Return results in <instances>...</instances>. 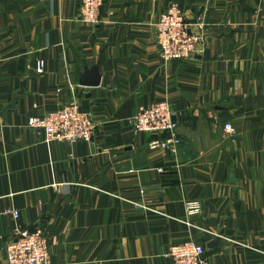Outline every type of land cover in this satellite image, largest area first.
<instances>
[{"label":"crops","instance_id":"0c3cea01","mask_svg":"<svg viewBox=\"0 0 264 264\" xmlns=\"http://www.w3.org/2000/svg\"><path fill=\"white\" fill-rule=\"evenodd\" d=\"M81 2L0 0V264L19 227L46 234L52 264H173L189 239L208 264H264V0H105L96 25ZM172 4L207 39L165 62L156 23ZM160 101L176 154L133 132ZM74 102L95 120L91 141L28 127Z\"/></svg>","mask_w":264,"mask_h":264},{"label":"built area","instance_id":"2783aa9c","mask_svg":"<svg viewBox=\"0 0 264 264\" xmlns=\"http://www.w3.org/2000/svg\"><path fill=\"white\" fill-rule=\"evenodd\" d=\"M81 1V21L87 25L100 23L105 0ZM205 28V22H190L182 9L177 4H172L156 23V40L162 60L168 62L194 55L207 39ZM132 124L135 135L146 133L151 136L148 143L150 149L178 153L182 139L177 132L175 111L168 101L156 102L139 109L133 116ZM27 125L43 131L48 143L91 141L97 127L93 116L82 111L75 102L43 116L31 117ZM225 130L231 136L237 133L236 127L231 123L225 125ZM158 170L165 171L164 168ZM186 206L190 216L202 212L199 201H188ZM13 215L18 217L19 213L14 211ZM3 250L5 258L2 264H52L48 238L39 229L17 228L13 237L4 244ZM169 256L173 264H208L205 246L193 239L171 246Z\"/></svg>","mask_w":264,"mask_h":264},{"label":"water","instance_id":"95a60500","mask_svg":"<svg viewBox=\"0 0 264 264\" xmlns=\"http://www.w3.org/2000/svg\"><path fill=\"white\" fill-rule=\"evenodd\" d=\"M95 69H96V68H95ZM95 69H94V70H95ZM94 70H93V71H94ZM92 82H93V84H92L93 86H97V85L100 84V78L98 77L97 79L93 80ZM218 241H219V239H217L216 241H214L213 244H216Z\"/></svg>","mask_w":264,"mask_h":264}]
</instances>
